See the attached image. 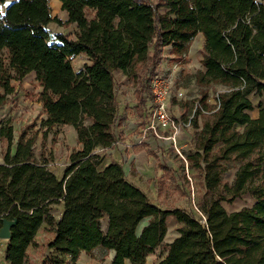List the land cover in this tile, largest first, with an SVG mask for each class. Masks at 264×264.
I'll use <instances>...</instances> for the list:
<instances>
[{"label": "trees", "instance_id": "trees-1", "mask_svg": "<svg viewBox=\"0 0 264 264\" xmlns=\"http://www.w3.org/2000/svg\"><path fill=\"white\" fill-rule=\"evenodd\" d=\"M7 1L0 0V107L18 99L24 78L36 72L46 115L40 129L47 135L72 127L79 148L58 178L47 160L37 159L35 135L16 137L11 120H0L6 143L0 230L2 219L16 221L6 264H26L44 224L54 234L44 264H76L81 252L99 247L114 252L109 264H147L163 244L170 217L180 224L178 237L160 264H264V0H59L65 21L53 16L51 0ZM51 23L76 25L78 33L52 34ZM199 35L205 39L204 70L195 74V83L224 88L216 105L204 94L196 111H212L199 135L202 153L190 158L205 164L200 219L152 203L127 180L123 164L100 168L118 142L115 72L134 80L143 118L165 49L185 60ZM80 55L90 63L76 72L72 61ZM252 95L261 99L255 119L249 113ZM230 161L239 163L231 185L221 180L222 163ZM245 194L255 199L251 207L231 213L223 207ZM61 203L57 219L53 206Z\"/></svg>", "mask_w": 264, "mask_h": 264}, {"label": "rangeland", "instance_id": "rangeland-1", "mask_svg": "<svg viewBox=\"0 0 264 264\" xmlns=\"http://www.w3.org/2000/svg\"><path fill=\"white\" fill-rule=\"evenodd\" d=\"M12 1L14 0H8L7 4ZM149 1L156 4L159 0ZM50 6L54 17H58L62 21L67 19V15L62 11L61 7L55 9L51 1ZM48 29L52 34L63 33L71 38L76 37L78 33V27L76 25L51 23ZM202 52L203 50L199 39L194 41L185 60H178L170 53V48H166L159 66V69L163 71H172L175 90L183 93V96L179 97L173 92L174 95L169 105L170 114L183 121L192 118L191 127L183 132V134H186L185 137L188 143L181 149V153L186 158V161L174 149L169 148L167 151L161 150L162 153L164 152L167 155L163 159L164 164H162V160H157L158 168L161 171L156 169V173L152 177L146 172L140 174L136 172L134 167L132 168L134 170L133 175L136 176L145 190V194L152 203L166 210L176 208L185 209L199 219L202 218L198 210L199 203L206 192L204 179L205 164L201 161L200 165H198L197 162L191 161L190 158L196 157L197 152L202 153V151H198L199 135L204 123L211 118L212 111L202 112L200 115L196 111L199 106V101L204 94H208L207 102L214 106L216 105L217 94L224 90L221 86L200 88L196 85L194 80L195 74L204 70L202 65ZM85 61L86 58L84 57L75 58L72 61L74 70L79 72L86 64ZM179 61H181L180 65L174 68L175 64ZM115 81L118 94L117 100L119 103V122L115 130L117 140L118 143L129 140V143L133 144L138 139L140 140L142 127L144 126L140 109L136 104L135 82L122 72H115ZM40 92L41 88L37 81L30 79V77L25 78L22 82V88L19 90L20 97L14 100L8 99L0 107V120H11L16 137L21 132H27L28 136L35 135L34 152L37 159L44 158L47 160L49 162V168L58 178H61L66 166L69 164L71 152L74 149H78L79 146L72 127L55 128L47 135H45L44 129H40L41 122L45 119L39 102ZM250 98L253 103V110L249 113L252 118H257L261 99L254 95ZM134 125L137 126L135 127ZM124 130L127 132H124ZM5 147L6 143L0 138V162L2 161V154L5 151ZM130 149L131 147L126 146L125 152ZM107 153L100 166L101 169L109 162ZM166 160H169V163ZM222 166L221 180L223 183L231 185L239 168V163L235 161L223 162ZM254 203L255 199L251 195L245 194L236 198L231 203L223 202L222 205L231 213L245 207H251ZM53 208L55 216L59 215L60 209L58 205H54ZM179 226L180 224L174 217L168 219V233L163 244L154 253L149 255L147 264L161 263L166 256L168 245L178 236ZM52 239L53 233L44 224L36 236L34 245L28 250L26 264L48 263V258L52 255L48 244ZM6 242V239L0 238V264H6L4 252ZM112 257L111 251L99 247L91 253H80L76 264H109Z\"/></svg>", "mask_w": 264, "mask_h": 264}, {"label": "built area", "instance_id": "built-area-1", "mask_svg": "<svg viewBox=\"0 0 264 264\" xmlns=\"http://www.w3.org/2000/svg\"><path fill=\"white\" fill-rule=\"evenodd\" d=\"M181 61L175 64L174 68L180 65ZM172 71L166 72L161 69L153 76L150 82L152 93L151 100L147 103L143 112L145 125L142 127L140 142L152 134L155 139L162 141L168 148L174 149L181 158V149L185 147L181 143L183 132L191 127L192 118L183 121L172 116L169 112L170 101L175 95L181 97L183 93L176 91Z\"/></svg>", "mask_w": 264, "mask_h": 264}, {"label": "crops", "instance_id": "crops-1", "mask_svg": "<svg viewBox=\"0 0 264 264\" xmlns=\"http://www.w3.org/2000/svg\"><path fill=\"white\" fill-rule=\"evenodd\" d=\"M51 4L53 5V7H55V9H59L60 7L62 8V3L59 0H51ZM197 39H199V42L201 44V48H203L204 43H205L204 37L202 35H199L197 37ZM79 57L86 58V56H84V55H80ZM85 63H88V64L90 63L87 60V58H86ZM36 76H37L36 72H31L25 78L30 77V79H34L35 81H37ZM40 106H41V103H40ZM45 118H46V115H45ZM134 126L136 127L137 125H134ZM124 132H127V131L124 130ZM74 136L76 137L75 130H74ZM185 136H186V134H183L181 136V143H183L184 145H187L188 141H187V138ZM126 146L131 147V149L127 150L125 152ZM168 149L169 148L162 141H160L158 139H153L150 137H148L143 142H140V140L138 139L133 144L129 143V140L122 141V142H119L114 149L110 150L109 152L107 151L109 162L104 167L108 166L112 161H116V162L123 164L127 180L145 193V190L143 189V187L139 183L138 179L136 178V176L133 175L134 170H132V168L134 167L136 172H138L140 174H143L144 172H146V173H148V175H150L152 177L153 174L156 173V169L161 171L158 168L157 160L158 159L162 160V164H164L163 159H164V157H166L165 155H167V154H164V152L162 153L161 150L167 151ZM166 161H167V163H169V160H166ZM2 163H3V157H2V161L0 162V164H2ZM58 207H59L60 211H59V215L56 216L57 219L61 216V214L63 212V203L58 205ZM102 225H103V230L106 232L108 230V225H109L108 218H105L103 220ZM53 237H54V234H53ZM111 252H112V256H114V252L113 251H111ZM125 264H131V263L129 260H126Z\"/></svg>", "mask_w": 264, "mask_h": 264}, {"label": "water", "instance_id": "water-1", "mask_svg": "<svg viewBox=\"0 0 264 264\" xmlns=\"http://www.w3.org/2000/svg\"><path fill=\"white\" fill-rule=\"evenodd\" d=\"M104 169V168H102ZM3 226L0 230V238L9 240L11 238V229L16 225L15 220L2 219Z\"/></svg>", "mask_w": 264, "mask_h": 264}, {"label": "snow or ice", "instance_id": "snow-or-ice-1", "mask_svg": "<svg viewBox=\"0 0 264 264\" xmlns=\"http://www.w3.org/2000/svg\"><path fill=\"white\" fill-rule=\"evenodd\" d=\"M0 14H2V11H0Z\"/></svg>", "mask_w": 264, "mask_h": 264}]
</instances>
